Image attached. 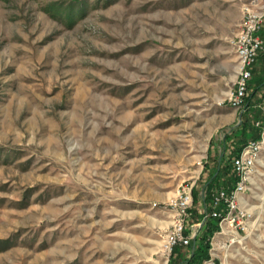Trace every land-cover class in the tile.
<instances>
[{"label":"rangeland","instance_id":"obj_1","mask_svg":"<svg viewBox=\"0 0 264 264\" xmlns=\"http://www.w3.org/2000/svg\"><path fill=\"white\" fill-rule=\"evenodd\" d=\"M252 2L0 0V264H179L171 203L235 177ZM249 187L227 264H264V154Z\"/></svg>","mask_w":264,"mask_h":264},{"label":"built area","instance_id":"obj_2","mask_svg":"<svg viewBox=\"0 0 264 264\" xmlns=\"http://www.w3.org/2000/svg\"><path fill=\"white\" fill-rule=\"evenodd\" d=\"M264 0H253L246 6L244 18L237 37V53L240 60L239 75L235 90L227 98L229 105L241 109L246 102L249 84L253 78V68L258 58L264 53ZM255 129L260 132L258 139H250L240 154L232 158L234 172L238 178L234 188H214L211 191L210 205L205 206L201 222L189 225L194 206L193 186L181 189L171 203L175 212L172 229L165 238V252L170 258L175 249L188 248L193 240L199 237L200 230L206 222L219 220V235L240 237L248 231L253 214L242 207L250 191V180L254 174L260 157L264 154V122L257 121ZM206 190L204 191V199ZM197 226V227H196ZM202 264H227L210 253Z\"/></svg>","mask_w":264,"mask_h":264},{"label":"trees","instance_id":"obj_3","mask_svg":"<svg viewBox=\"0 0 264 264\" xmlns=\"http://www.w3.org/2000/svg\"><path fill=\"white\" fill-rule=\"evenodd\" d=\"M251 89V83L249 84V90ZM250 99V96H247L246 102H248ZM253 114H244L242 117V124L239 130H237V134L243 135V139L240 141L242 144L237 148L236 154L234 156H237L240 154L241 150L243 147L246 145L248 140L250 139H258L260 137V132L255 129L254 125L252 123V116ZM246 136L249 138H246ZM233 156V157H234ZM232 157V158H233ZM231 165H232V159H231ZM232 170L234 173V178L230 179L229 182H231L230 185L225 187V189H232L234 188L238 178L234 172L233 165H232ZM233 180V182H232ZM216 182L213 181V183L209 184V186L206 188V198L204 199L205 206H208V204L211 201V191L214 189L216 186ZM197 201V200H196ZM202 218L200 216L195 217V222H200ZM194 222V223H195ZM189 225H191L189 223ZM203 235L201 237H198L194 242L191 244L190 247L192 249L190 250L189 248H183L179 247L175 249L174 253L172 254L171 257L174 258L179 256V264H202L204 260L209 258V238L213 236L215 233H217L220 230L219 226V220L217 219H212L209 220L208 222L205 223L203 227ZM208 241V242H207ZM190 250V251H189ZM190 252L189 256L188 253ZM173 258L171 259L170 262H172Z\"/></svg>","mask_w":264,"mask_h":264},{"label":"crops","instance_id":"obj_4","mask_svg":"<svg viewBox=\"0 0 264 264\" xmlns=\"http://www.w3.org/2000/svg\"><path fill=\"white\" fill-rule=\"evenodd\" d=\"M262 31V37L264 38V29ZM250 83L251 89L248 92V96H250V99L248 102H246V105L241 112V116L243 117L244 114H253L252 124L255 125L257 121L264 122V53L258 58L253 68V78ZM206 188L203 190L202 194H204ZM214 188L217 187L215 186ZM208 205H210V203ZM204 208V196L199 201L194 200L193 209L200 211L198 212L199 214L197 213V215H195V217L200 216V218H202ZM193 242L194 240L192 241V243ZM188 248L192 249V247Z\"/></svg>","mask_w":264,"mask_h":264}]
</instances>
